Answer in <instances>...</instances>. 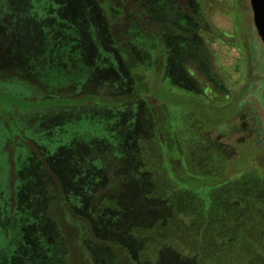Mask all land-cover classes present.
<instances>
[{
    "label": "rangeland",
    "instance_id": "1",
    "mask_svg": "<svg viewBox=\"0 0 264 264\" xmlns=\"http://www.w3.org/2000/svg\"><path fill=\"white\" fill-rule=\"evenodd\" d=\"M0 264H264L251 0H0Z\"/></svg>",
    "mask_w": 264,
    "mask_h": 264
},
{
    "label": "water",
    "instance_id": "2",
    "mask_svg": "<svg viewBox=\"0 0 264 264\" xmlns=\"http://www.w3.org/2000/svg\"><path fill=\"white\" fill-rule=\"evenodd\" d=\"M254 22L264 41V0H251Z\"/></svg>",
    "mask_w": 264,
    "mask_h": 264
},
{
    "label": "trees",
    "instance_id": "3",
    "mask_svg": "<svg viewBox=\"0 0 264 264\" xmlns=\"http://www.w3.org/2000/svg\"><path fill=\"white\" fill-rule=\"evenodd\" d=\"M139 16H140V14H139ZM141 19H143L142 17H141ZM136 21H137V23H140L139 21H140V17H138L137 19H135ZM135 21V22H136ZM143 22V21H142ZM139 29H140V25H139ZM154 29L152 28V27H149L148 28V31L147 32H150V31H153ZM86 98H88V99H84V100H77V99H68V98H59L58 99V101L56 102V99L55 100H52V101H49V102H51V104H55L56 105V103H59V104H61V105H70L69 103L70 102H73V101H75V104L74 105H81V104H87L88 102H93L94 100H99L98 98L99 97H97V96H92V95H88V96H85ZM80 99V98H79ZM10 103H13V104H15L14 102H10ZM229 238V237H228ZM224 246L226 247V248H228L227 247V245H225L224 244Z\"/></svg>",
    "mask_w": 264,
    "mask_h": 264
}]
</instances>
